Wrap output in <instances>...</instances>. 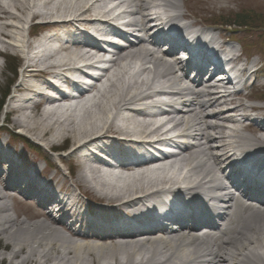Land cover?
I'll use <instances>...</instances> for the list:
<instances>
[{"label": "bare ground", "instance_id": "6f19581e", "mask_svg": "<svg viewBox=\"0 0 264 264\" xmlns=\"http://www.w3.org/2000/svg\"><path fill=\"white\" fill-rule=\"evenodd\" d=\"M106 1L39 0L38 12L30 13L27 19L46 20L48 23L43 27L48 31L59 29L68 34L67 28L75 30L78 24L91 28L97 34L109 32L112 21L127 15L130 20L126 28L131 27L142 32L153 21L152 18L161 22L157 26L164 25L166 22L161 17L173 10L174 13L168 15L166 23L172 27L167 26V29L155 32L156 36H164L172 34L175 24L180 20L194 18L190 10L183 8L178 0H113L118 3L112 8L104 9ZM32 6L31 0H0V52H29L24 42L26 36L23 34L28 25L25 15L28 10H34ZM158 8L162 12L155 13L156 17H153L151 12ZM117 9L120 11L115 14ZM198 23H187L185 28L190 32L191 27ZM197 34L200 39L203 32ZM170 41H173L171 45L175 46L179 43L175 37ZM153 42L152 37H149L148 41L143 38L138 41V45L131 43L114 54L109 53L116 57L109 62V68L104 70L98 79L99 85L90 91L93 94L85 97L82 93L79 96L86 104L76 108L74 112H69V108L62 110L60 102H57L56 108H43L46 101L48 104L56 103L53 99L41 97V90L51 87L45 77L56 75L57 71L62 73L63 77L64 74L73 77L86 75L76 68V65L87 63L95 57L94 53L85 48L97 50L96 44L89 41L85 45L71 39L59 47H53L41 41L36 45L40 50L34 53L35 59L33 56L21 55L25 57V64L20 72L23 80L15 88L20 93L19 99H16L15 94L8 101L5 121L9 122L10 117L18 114L19 117L11 122L13 126L20 127L25 133H22L23 135L33 137L43 148L72 149L71 160H60L61 164L69 166L71 175L65 176L62 168L58 169L57 174L49 179V183L50 189L65 192L66 199L71 201L70 205L76 209L71 216L73 226H80L82 229L73 230L65 222L70 217V212L66 209L64 201L63 205L55 201L47 204L52 199L51 195L37 188L34 190L40 180L36 173L19 165L14 157L5 160L0 157V164L7 167L6 170L0 169V234L6 235V239L13 242L14 251L9 258L11 261H17V264H264V211L252 210L249 205L242 206L246 212L244 215H247L245 224H238L235 228L230 221L227 229L218 237L212 238L215 242L210 243L207 242V235L199 238L184 232L171 234L166 231L164 235L137 239L132 233L108 235L105 231L98 232L95 229L96 221H108L114 213H117V219L128 215L133 224L141 223V216L151 213L146 203L158 198L161 193H170L166 187L180 184L187 185L184 188L187 194H198L201 191L210 194L220 192L222 204L231 210H237L241 206L240 203L230 197L227 187L225 189L221 184L222 181L217 183L211 164L219 166L216 168L219 172L222 168L231 166L238 155L247 156L249 151L255 150L252 155L262 151L257 157H263L259 162L260 166L264 165V138L259 137L256 140L255 137L256 130L260 127L258 124L261 123L257 122L254 128H249L250 126L237 121L234 114H229L246 110L232 94L219 92L215 87L208 91H193L190 87L181 86L178 76H175L177 69L181 70L180 65L172 62L170 58H161L158 56L159 52L149 49ZM231 52L234 51L231 49ZM99 62L100 60L96 59L87 65ZM243 62L240 56L235 55L231 65L234 67ZM243 67L241 80L246 75L247 64H243ZM4 75L0 65V77ZM149 75L151 79L148 78ZM163 84V87L170 91L165 94L179 95L182 102L178 103L181 108H172L171 114L176 113L179 117L170 116L164 123L161 120H149L153 115L146 110L135 109L137 103L159 94L149 91L154 88L162 89ZM29 93L36 99L44 98V101L39 104L37 101L32 102L31 97H25ZM62 98L66 99V96ZM10 108L13 109L11 112ZM213 108V112H208ZM251 109L262 111L263 107L253 106ZM2 111L1 109L0 115ZM211 120L218 122L212 124ZM169 124H173V130L178 132V136L188 135L197 145L186 148L184 156H177V159L169 162L162 170L152 171L145 168L127 175L108 172L107 164L86 153L90 148L97 147L98 143H113L122 148H141L145 143L143 139L148 136L157 135L161 131L169 132L164 130ZM227 124H236V127L228 130ZM181 128L184 129L180 130ZM246 133H251L253 137H248ZM121 137L125 140H121ZM64 139H67L69 144L61 146ZM213 142L218 145L212 147ZM4 146L0 145V151ZM208 146L209 149L202 152V148ZM97 149L99 150L93 151L97 153L104 150L108 154L114 151L113 148ZM49 165L52 167L54 163ZM74 166L80 169L74 172ZM256 171L257 173L251 175L260 179L261 185L264 186L263 176L258 174L263 173V170ZM2 176H6V179H2ZM13 176L23 179L21 186H18L17 181L11 182V187L7 186V181ZM59 179L63 180V185L58 187ZM77 192L91 199L93 204L86 205L77 200L74 197ZM8 200L10 202L6 203ZM10 203L26 206L35 204L38 208H32L34 216L20 221L16 215L12 216ZM48 207L51 210H48ZM65 212V220H55V216L60 217ZM89 227V234H79ZM217 242H220L219 250L222 249L223 253L215 250ZM88 258L92 261L89 262Z\"/></svg>", "mask_w": 264, "mask_h": 264}, {"label": "rangeland", "instance_id": "374dc122", "mask_svg": "<svg viewBox=\"0 0 264 264\" xmlns=\"http://www.w3.org/2000/svg\"><path fill=\"white\" fill-rule=\"evenodd\" d=\"M31 2L33 3L32 8H34V10H32V12H29V10L26 12L25 15L26 19L30 15V13L38 12L37 6L39 0H31ZM178 2L179 4H181L183 8H188L190 12L193 13L195 17L200 21V23L205 22L208 23V25H212L210 21H218L219 23H225V21L220 22L218 20L219 17L221 18L223 17L225 20H229L230 18H232V16L238 14L240 11H244L248 9V11L253 12L254 13L253 16H255L252 19V21L248 22L249 25L252 26L251 28L252 30L247 31L245 29L242 30L237 29L238 31L236 32V29H233L232 32L236 38H241L242 40L245 39L246 42L255 44L257 46V50H259V46H260L259 40L261 39L264 40V0H178ZM44 21L45 20L43 19H34L33 21L31 20L28 21L27 19L28 25L26 26L24 34L23 33L22 34L26 36L24 42L29 52L37 48L36 47L32 49L33 42L31 41V39L35 42L37 41L36 39L38 37V36L32 37L35 34V32L38 30V28L35 27L31 28V27L33 24ZM68 30L71 32V29ZM58 31L59 29L53 31L49 30L50 33L53 32L58 33ZM29 46L31 47V49H29ZM38 50L40 49L39 48L36 49V52ZM2 53L3 52H0V55ZM21 55H23V51L21 52L17 51L15 55L16 60L21 61L20 65L23 62L21 59ZM32 56L35 59L36 54H32ZM257 61H261V64L264 63V59H257ZM13 64H14L13 62L7 63V61H0L1 72L5 74L4 76L0 77V98H1V94L5 93L6 90L9 88L10 95H8L9 96L8 100L11 99L15 94L17 95L16 99H19L20 93L17 92L15 88L17 85H19V83L23 79L20 76V74L17 75V70L16 71L13 70V68L11 67ZM148 78L151 79L152 77L149 75ZM25 80H27V78ZM259 94L261 95L262 92H258V95ZM8 100L6 101V104L8 103ZM14 105L16 106L17 104ZM11 110L13 109L10 108L9 111L11 112ZM5 111L6 110L4 106L2 114L0 115V128L1 130H6L7 132H0V141L1 143H5V142L8 143L9 140L10 143V145L8 144V146L10 147L9 150L14 153V158L17 159L19 165L21 164L27 170H30L32 171V173L34 172L38 175L37 172L38 170L41 171L43 168L44 169L46 168V163L43 161V159H46V156L47 157L51 156V158L53 159V163L57 165V167L60 166L59 164L61 163L60 160L64 161L66 157L67 159L71 160L70 155H72L71 152L72 149L62 154L60 153L56 154L50 149L47 150L43 148L41 145L38 144L37 140L33 139V137L31 138L30 136L28 137L27 135L26 136L23 135L25 133L23 132V130H21L20 127L13 126L11 122L14 118L19 117L18 114L15 115L12 114L13 116L10 117V121L5 122ZM19 120L22 121V119ZM13 131L16 134H18L19 137H23V138L22 139L18 137L11 138V134H13ZM18 131L23 134H19ZM67 141H68L67 139H64L62 141L63 143H61L62 144L61 146L68 145L69 142ZM64 142H67V144ZM68 167H69L68 165L66 166L63 165L62 167L64 168L63 172L65 176L71 175V170L69 172ZM79 169L80 168L74 169V172L75 170H79ZM57 170L58 168H47V171L42 173L41 175H45L46 173V178L49 179L57 174ZM69 181H71V179ZM61 183H63V180L60 181L59 179L58 187L61 185ZM71 184H73L72 181ZM69 185L70 183L68 184V187ZM10 207L12 208V212H11L12 216L14 217L16 215V217H18L20 221L27 220L30 217L34 216L32 206H26V204L10 203ZM42 218L41 220H43ZM62 231L65 232L64 230ZM69 235L71 234L69 233ZM13 251H14V245L12 240H8L6 239V235L0 234V264H17L18 263L17 261H11L9 259L10 254ZM88 259L89 262L92 261L91 258ZM49 264H52V262H50Z\"/></svg>", "mask_w": 264, "mask_h": 264}, {"label": "trees", "instance_id": "16d2710c", "mask_svg": "<svg viewBox=\"0 0 264 264\" xmlns=\"http://www.w3.org/2000/svg\"><path fill=\"white\" fill-rule=\"evenodd\" d=\"M255 16L250 15L249 13H244V14H240L238 16L235 17V23L237 25H239L240 27H245V26H248V22L252 21V19L254 18ZM13 68L14 71H16V67L15 65L13 64L11 66ZM9 93V88L6 90L5 93H2L1 94V98H0V112H1V109L3 107V104H4V100L7 98V94Z\"/></svg>", "mask_w": 264, "mask_h": 264}]
</instances>
